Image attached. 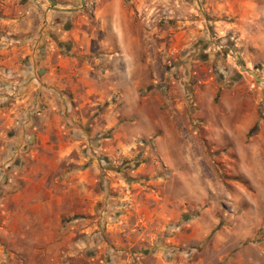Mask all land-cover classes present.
I'll return each mask as SVG.
<instances>
[{
  "label": "crops",
  "instance_id": "crops-1",
  "mask_svg": "<svg viewBox=\"0 0 264 264\" xmlns=\"http://www.w3.org/2000/svg\"><path fill=\"white\" fill-rule=\"evenodd\" d=\"M176 8L209 13L264 49V0H10V42H0V235L23 226L52 235L63 217L92 216L102 199L94 191L96 151L114 156L140 147L145 155L142 134L156 132L169 147L190 138L186 122L198 125L195 133L202 127L210 139L222 137L225 123L214 119L230 112V101L216 92L227 85L223 95L231 94L237 83L226 74L217 87L193 82L187 67L159 65L176 53L174 40L159 35V11ZM204 83L212 89H201ZM124 106L131 123L122 121ZM253 119L237 132L247 133ZM147 212L157 218L155 209Z\"/></svg>",
  "mask_w": 264,
  "mask_h": 264
},
{
  "label": "rangeland",
  "instance_id": "rangeland-1",
  "mask_svg": "<svg viewBox=\"0 0 264 264\" xmlns=\"http://www.w3.org/2000/svg\"><path fill=\"white\" fill-rule=\"evenodd\" d=\"M203 13L159 11V35L176 47L159 65L187 67L193 82L210 79L217 87L224 74L236 82L233 93L223 95L225 84L216 92L230 101V112L212 120L223 121L230 134L210 139L209 131L195 133L198 125L186 122L190 138L169 147L156 142V132L142 134L145 155L140 147L114 156L96 151L94 191L102 199L92 216L63 217L62 230L52 235L25 226L0 235V264H264V49ZM1 41L10 42V0H0ZM129 110L122 107L124 124L134 119ZM252 118L247 133H238L236 126ZM183 142L185 154H178ZM152 209L157 218L146 215Z\"/></svg>",
  "mask_w": 264,
  "mask_h": 264
},
{
  "label": "water",
  "instance_id": "water-1",
  "mask_svg": "<svg viewBox=\"0 0 264 264\" xmlns=\"http://www.w3.org/2000/svg\"><path fill=\"white\" fill-rule=\"evenodd\" d=\"M243 70V69H242ZM253 75L256 77V75L253 73Z\"/></svg>",
  "mask_w": 264,
  "mask_h": 264
}]
</instances>
